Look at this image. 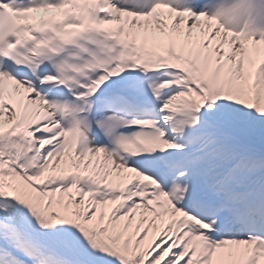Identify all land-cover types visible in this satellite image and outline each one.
Returning a JSON list of instances; mask_svg holds the SVG:
<instances>
[{"label": "snow or ice", "instance_id": "snow-or-ice-1", "mask_svg": "<svg viewBox=\"0 0 264 264\" xmlns=\"http://www.w3.org/2000/svg\"><path fill=\"white\" fill-rule=\"evenodd\" d=\"M0 264H264V0H0Z\"/></svg>", "mask_w": 264, "mask_h": 264}]
</instances>
